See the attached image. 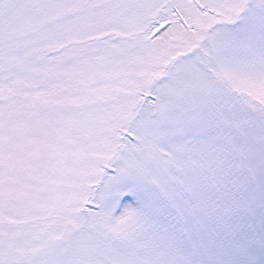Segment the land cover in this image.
Segmentation results:
<instances>
[{
    "label": "snow or ice",
    "instance_id": "1",
    "mask_svg": "<svg viewBox=\"0 0 264 264\" xmlns=\"http://www.w3.org/2000/svg\"><path fill=\"white\" fill-rule=\"evenodd\" d=\"M0 264H264V0H0Z\"/></svg>",
    "mask_w": 264,
    "mask_h": 264
}]
</instances>
